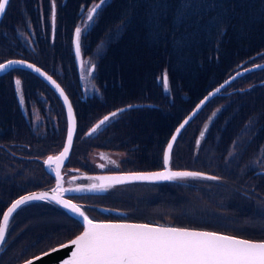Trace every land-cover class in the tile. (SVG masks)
I'll list each match as a JSON object with an SVG mask.
<instances>
[{
  "label": "trees",
  "instance_id": "1",
  "mask_svg": "<svg viewBox=\"0 0 264 264\" xmlns=\"http://www.w3.org/2000/svg\"><path fill=\"white\" fill-rule=\"evenodd\" d=\"M19 1L20 0H13L11 6H13V4L18 5ZM93 3L97 4L98 2H92V4ZM187 3L190 4L189 7L182 6V0H116L110 6L108 12H106V9L100 12L102 15L101 18L103 19V35L94 31L93 33H90L89 36L94 39L97 55L100 59H102L101 72L102 75L106 77L104 84L108 86L110 93L112 89V93L110 94L106 91L93 92V96L95 98L101 99V102L104 103L102 110L94 113L90 109L89 99H83L81 96V87L79 86L78 80V93H75V87L73 85H69L66 82L64 84V81L61 82L68 93L72 96L77 116L81 121H86L89 123V125L92 122L95 123L99 120V118L108 113L110 108L122 104V102L118 103V101H120L122 98V94L118 92L119 88L117 81L119 82L120 78L123 77L126 87L131 90H141L137 97L138 103L131 104L132 106L138 104L142 106L143 104L140 103L143 102L142 99H145V103L153 102L156 106H158L161 103L163 93L159 90H154L153 94L147 93L145 95L143 93L142 89H144V83L146 79L145 77L147 76L144 71H148L155 64V62H160L162 60L163 57H161V52H159L161 49H159V51L156 50L159 48V46L164 48L166 38H168L172 43L174 69L177 73L182 74L183 77L182 83H180L178 75L174 73L173 79L175 82L172 90L174 93L185 91V101L189 102L191 105H194L208 90L215 87L220 80H224L231 73H233L240 64L245 62L248 63L260 58H263L264 60V0H187ZM64 22H66L65 27L67 29L74 27L75 19L73 9H70L65 15ZM7 24L11 28L16 26L13 21L8 22ZM119 26L124 28V31L114 37L111 41L108 36L115 28ZM151 29L161 34V37L157 40L159 43L154 45V47L153 44H150L146 50L140 49L139 45L135 44L133 40L141 37L142 33H145ZM131 49L135 50V52H133ZM55 50L59 56H64L65 40L62 35L56 36ZM173 50H176L177 54H173ZM10 59L21 58L12 57L5 59L0 63ZM183 63L185 64V67ZM176 66L181 68H177ZM223 74L227 75L223 76ZM62 75L69 77L67 74ZM83 76V80H80L83 87H87L84 86V81L86 80H90V83L92 84L88 74H84ZM134 76L138 77L134 78ZM258 77L259 78L255 82H259L260 80L264 79V72H260ZM211 81H213V83L208 88H205V86ZM255 88L258 90V87ZM33 91L34 88L31 87V84H28V87L26 88V94H29ZM248 91L251 93L250 90ZM132 95L133 97H136L137 93L132 92ZM251 95L256 100V102H253V104H257L258 107L256 114L259 117L261 115V117L264 119V99H257L252 93ZM95 98H92L91 101L94 102ZM180 100L181 99L179 98H173L172 112L176 115L180 112L183 114V111L180 107L185 106V103L179 102ZM128 103L134 102H126L124 105H121L118 108L120 109L124 107L126 109L129 107V105H126ZM12 105L14 106V96L10 92H7V94H5V92L2 93L0 95V159L4 158L3 153L6 152L5 139L10 135V132L14 127V123L7 115V113L13 110ZM211 105L214 104L211 103ZM239 109L240 105L235 104L233 111L238 112ZM133 110L137 109L134 108ZM205 116L208 117L207 115ZM220 117L221 115H219L218 118ZM163 118L166 119V117ZM229 118V116L228 118L223 116L221 117V129H227L233 126V121ZM204 121L205 120H202V123L198 127V136L200 135ZM165 122L166 121L161 123L159 122L152 129L155 135H152V142L151 144H148V147L144 151L140 150L139 144H142L143 137H148L147 135L152 131L146 132V135L143 133V131L139 133V124L136 118L128 122L127 127H124L126 140L131 139V146H139V149L137 147L133 151L130 150L131 158L129 160V165L133 167L132 170H144L148 169V167H152L151 169H154L156 167L159 168L162 166L163 151L166 141L169 137V135H166L167 133L163 134L164 130L160 128L161 126H165ZM237 123L238 122L235 121L234 126H236ZM171 126L172 128L175 127L174 119ZM82 128L83 130L86 129L84 127ZM211 129L212 128H209L206 134L211 135V133H209ZM219 138H221L223 145L220 143L218 144ZM224 139L237 140L238 137L234 132H232L230 138L219 137L215 134H212L205 140L211 148L212 162L214 165L221 166L216 168L222 176L226 177L223 183H218L216 186L214 185L209 187H201L199 185L191 184L190 189L193 191L186 194L183 192V190L176 189L174 185L185 184L183 183V180L141 184L151 185L152 187L155 186L156 193L148 195L143 201L140 200V204L144 203L142 205H145L148 207V209H152L155 208L159 203L165 201L170 207L176 208V205L185 202L192 209L190 212L183 208L180 212H153L155 219L173 222V224H181V222L177 223V221L174 220V217L177 213H183L184 216L187 214L186 221L182 222L184 225H196L204 228L218 229L216 227L210 226L214 222L210 223L205 220H199L198 218L202 215L203 217H208L210 220H216L213 218V216H217L216 211L221 213L222 216H225L226 212H222V210L231 209L227 206L225 199L222 197V195L225 193L222 188H220L226 184L225 187H228L229 195L230 189L232 191L230 200L234 204L232 207L234 212L243 211L246 213L241 215H254L257 218L264 220V178L259 181L262 192H258L253 185L248 187V185L243 184L242 186V184L233 181L235 177L241 175V172L237 168L222 166L224 162L223 155L225 153L221 152L220 146L229 148L227 144L225 145ZM79 144L80 143H78V145ZM216 145L217 148L214 149V146ZM188 148L191 149V153L200 152V154L204 155V151L198 149L195 145H191ZM153 150L154 152H152ZM43 151L44 150L27 151V155L35 157V160L31 157H23L21 161L26 163L35 161L33 166L35 171L40 175L43 174V176L50 177V173L45 169L43 164V158H45L47 155L46 154L43 156ZM187 154L188 157L184 161L188 163L192 160V155L190 156L188 152ZM149 155L154 156L153 161L147 159ZM126 156L128 158L127 154ZM236 158L231 161L234 162ZM173 162L180 166L183 163L180 160L176 161L175 155ZM26 167L30 166L27 165ZM80 167L83 168L81 165ZM244 170L245 174L249 172L248 169ZM260 170L261 168H257L254 170V172H250L256 174L257 171ZM1 172H3V170ZM228 172H230L229 176L227 175ZM0 175H2L5 180L11 179V176L7 177L5 173H0ZM228 178L231 179L230 182ZM250 183L251 181L249 183L247 182V184ZM51 184L52 181L41 187H31L32 185L29 183L27 185L30 187L29 189L21 192L17 196V193L13 192L14 195L10 197L12 189L1 183L0 197L2 198H0V200H7V204H9L16 197L24 193L46 188ZM169 185H172V189H166V187ZM129 189L130 188L128 187L112 188L107 194L129 195L127 192ZM133 192L137 191L134 189ZM196 192H202V195L199 197L197 196ZM193 201L199 202L196 204V207L192 206ZM31 205L43 207L42 210L47 211L46 213L37 214L38 216H43L40 218L42 224L49 223L50 219L53 218H55L54 222L57 224L59 220L62 223H68L72 219L61 208L55 207L51 203H29L22 206L14 214L13 219L16 221L19 220V222L16 223L13 230L10 232L11 239L4 247L5 254L2 260H0V264L4 261H7L5 264H14L18 260L26 258L28 256L26 253L23 255V257H19V253H23L26 249L32 247L37 240L39 243H41V239H44L45 236L49 235L47 231L53 226H56L49 224L48 226L42 228H32L30 223H32L33 218H30L28 213L24 216L26 213L24 211L27 207H34ZM17 228L19 229L18 233L12 235ZM69 228H72V226H69ZM222 231L230 232L227 230ZM232 231L242 235H255L258 237H264V227L260 230L254 231ZM14 251L17 255V258L10 260L14 254Z\"/></svg>",
  "mask_w": 264,
  "mask_h": 264
},
{
  "label": "flooded vegetation",
  "instance_id": "2",
  "mask_svg": "<svg viewBox=\"0 0 264 264\" xmlns=\"http://www.w3.org/2000/svg\"><path fill=\"white\" fill-rule=\"evenodd\" d=\"M96 1L98 2L97 4H100V0H81V2L84 3L86 11L89 8H93L96 4H92V2ZM115 1L116 0H107L105 3H102L99 8L96 9L94 25L84 31L83 34L81 33L80 55L77 56L75 37V31L77 29L76 19L74 17L75 25L70 29H67L65 27L66 22H64L65 15L71 9L68 6V0H20L18 5L13 4V6H11L13 0H10V4L6 8L5 14H3L2 18L0 19V62L8 58L19 57L21 58V60L29 62L44 70L47 74L52 76L53 79L56 80L65 90L72 102L73 107L74 104L72 96L68 93L61 82L64 81V84L66 82L69 85H73L75 87V93H78V80L79 86L81 87L80 93L82 98L89 99L90 109L92 110V112H99L100 110H102V106L104 103L101 102V99L95 98L93 96V92L106 91L110 93V91L108 86L104 84V80L106 77H104L101 72L102 59L98 57L97 50L94 45V39L91 38L89 34L96 31L98 34L103 35V19L101 18L102 15L100 14V12L104 11L105 9L106 12H108L110 6ZM53 4H55V25H53L51 20ZM10 21H13L16 24L14 28L8 26L7 23ZM123 31L124 28L119 26L111 32L108 38L112 41L114 37H116ZM57 35H62L65 40L64 56H59V54L55 50ZM159 49L161 50L159 51ZM156 51L161 52L160 55L164 59L162 58L160 62H155V64L148 71H144L147 76L145 77V86L142 91L145 95L147 93L153 94L154 90L161 91L163 93V97L161 99V103L158 106H156L153 102L145 103V99H142L143 102H140L141 104H143L142 106L139 104L132 106L131 104L138 103L137 97L141 90H131L126 87L123 77L120 78L119 82L117 81L119 88L118 92L122 94V98L120 101H118V103L122 102V104L110 108L109 112L99 118L97 122H92L89 125L88 122L81 121L78 118L74 107L77 118V129L70 157L65 163L68 168L67 171L64 170L66 178L78 173L75 168H84L86 169V171H89L92 174L127 172L132 170L133 167L131 165H125V167L120 170L108 169L107 167L104 170L95 171L94 164H98L100 166L108 165L110 161L117 160L115 153H119V151H124L126 152V154H128L130 153V150L133 151L137 147L139 149V146L140 150L144 151L148 147V144H151L152 135H155L152 129L159 122L161 123L166 121L164 124L165 126H161L160 128L164 130L163 134L167 133L166 135H169L166 144L168 143L182 116V112L177 115L172 112L173 98L186 100V97L182 91L174 93L172 90L175 82L173 79L174 73L178 75L180 83H182L183 80L182 74L177 73L173 66L172 43L168 38H166L164 48H162V46H159ZM10 71L12 72L4 75ZM62 74H67L69 77L63 76ZM84 74H88L92 82V84L87 87H83L80 82V80H83ZM258 74L259 71H252L244 74L241 79L243 83L248 82L244 84V86L255 83V81L259 78ZM0 76V95L4 92L5 94H7V92H10L14 96V106L12 105L13 110L7 113L10 120L14 123V127L10 132V135L5 139L6 152L3 153L4 158L0 159V173H5L7 177L11 176L10 180H5L4 177L0 175V184L3 183L5 186L12 189V193L10 195V197H12L14 195L13 192H16L17 196L21 192L29 189L30 187L27 186L29 183H31V187H41L50 183L51 181L52 184L54 183L55 178L51 173V176L49 177L43 176V174L40 175L35 171L33 167L35 161L26 163L21 161V159L23 157H31L35 160V157L29 156L26 153L27 151L33 150H44L43 156L46 154L49 155L58 153L62 149L65 142L67 118L63 102L57 92L46 80L32 71V69H29L27 67H15L7 72L1 73ZM165 76L167 77V89H165L163 83V78ZM135 77L138 76H134V78ZM16 80L21 81L20 88L23 91L24 97H26L28 101L26 102L28 109H25L24 105L22 104V98L20 99V97H17L16 95ZM28 84H31V87L34 88V91L26 94V88L28 87ZM247 90H250L252 94L254 93L257 99H264L259 93H256L257 89L255 88V86ZM132 92L137 93L136 97H133ZM232 92L234 91L228 90L224 95L229 96ZM92 98H95L94 102L91 101ZM129 101L134 102L126 104L131 107L127 108L128 110L123 107L120 109H125V111H119L120 109L118 107L124 105ZM134 108L137 110H134L135 113H131L130 111H132ZM155 108L158 109L154 110ZM20 109L23 112L29 114L28 119L24 118L23 113ZM114 112L117 113V115L115 117H111L110 114ZM161 113L164 116H161ZM105 116H109L110 120L93 133L91 130ZM163 117H166V119H164ZM221 117L216 120V124L209 131V133H211V135L215 134L219 137L230 138L232 132H234L238 137L237 140L224 139L225 145L227 144L229 148L220 146L221 152L225 153L223 155L224 162L222 166L237 168L240 170L241 175L245 174L244 169H248L249 172H254L255 169L261 168V170L257 171L256 174L254 173V175L264 176V153L256 158L250 155L247 152V148L243 141V138L236 131V126H234L236 120L234 119V117L231 118V120L233 121V126L227 129H221ZM229 117H231V115H229ZM135 118L139 124V133L144 131L146 135V132L152 131L147 135L148 137H143L142 144H139V146L136 147L131 146V139L126 140V136L124 133V127H127L128 122L134 120ZM173 119L175 122L174 128H172L171 126V124H173ZM202 120L203 118L200 120V122H202ZM82 127L86 129L83 130ZM198 127L199 126H197L195 130H193L195 128L194 125L186 129L185 131H181V134H183L193 130L191 135L180 134L178 136L176 145L178 140L180 143L179 145L175 146L173 155L175 154L176 161L180 160L183 163L180 166L173 162V158L172 165H175L174 167L178 168L193 169L194 171L207 176H215L214 174H208L205 172L209 171L214 173L211 167H221L218 165H214V163L212 162L211 148L205 141L206 138L210 137L211 135H208L202 141L201 147L199 148L204 151V155L198 152V159L197 157H191L192 160L188 163L184 161L188 157L187 152L191 156V149H189L188 147L191 145H195V140L201 141V136H198ZM261 138L264 141V132ZM78 143L80 144L78 145ZM219 143L223 145L221 138H219L218 144ZM217 145L214 146V149L217 148ZM94 149L110 150L111 153L101 155L99 156V159H93L92 157H90V153ZM46 156L45 158H43L44 166H47L46 162L48 158H46ZM130 158L131 156L128 155V158L126 156V162H128ZM234 158H236V160L232 162L231 160H233ZM148 160L153 161L154 156L149 155ZM27 165H29L30 167H26ZM80 165L83 166V168L80 167ZM51 168L55 169V164H52ZM151 168L152 167H148V169L144 170H149ZM157 168L158 167L154 169ZM2 170L3 172H1ZM229 173L230 172L227 173L228 176ZM228 179L230 182L231 179ZM183 183L185 184L174 185L176 189H181L186 194L193 191L192 189H190L191 184L199 185L201 187H209L217 185L218 183H223V181L219 179L208 180L188 178L183 180ZM134 189L137 191L136 194H134L133 192ZM166 189H172V185L167 186ZM127 192L129 193V195L107 193L96 196L85 195L81 196L86 197L85 199L77 198V200L79 202H83L86 205V210L98 219H122L114 214L109 215L112 213H106L100 208H109L123 211V214L126 216L125 218L127 220L155 219L154 213L148 211L146 209V206L142 205L144 203L140 204V200L143 201L148 195L156 193L155 186L152 187L151 185H139L127 190ZM104 200H112L115 201L116 204L105 205ZM32 206L34 207H27L28 209H25L24 212L26 213L24 214V216L28 213L30 215V218H33L32 222L37 219L36 223H30V226L32 228H42L43 225L40 218H42L43 216H38L37 214L46 213L47 211L42 210L43 207H39L36 205ZM142 208L145 210H143ZM174 218L173 219L177 222H183L186 221L187 214L184 216L183 213H177ZM17 222H19V220L15 222V225ZM72 228L75 229V227ZM79 228L80 226H78V228L76 227L74 233L77 232Z\"/></svg>",
  "mask_w": 264,
  "mask_h": 264
},
{
  "label": "snow or ice",
  "instance_id": "3",
  "mask_svg": "<svg viewBox=\"0 0 264 264\" xmlns=\"http://www.w3.org/2000/svg\"><path fill=\"white\" fill-rule=\"evenodd\" d=\"M102 3H104V0H100V4H96L90 10L89 21L93 19L96 9ZM9 4L10 0H0V15L5 14ZM182 6L189 7L190 4L187 3V0H182ZM51 20L55 25V4H53ZM80 36L81 29L77 28L75 31L77 56L80 55ZM17 65L33 69L40 75H44L39 68H34L32 64H25L19 60L0 63V73L7 72L9 68H15ZM52 83L55 84V81H52ZM163 83L165 89H167L166 76L163 78ZM15 84L19 90L21 81L16 80ZM57 88H59V85H57ZM60 94L63 96V91ZM65 103H67V97H65ZM119 111L123 112L125 109ZM68 115L70 120L67 132L68 146L64 148L60 155L56 157L49 156L47 160L49 166L55 164L54 171L57 186L53 189V194L49 195L46 192L32 193L24 195L12 203L4 212L2 221H0V245L5 242L9 220L17 209L31 201H48L55 202L77 218H81L80 223L83 226L82 233L68 244L53 247L42 254L43 256H50L61 248L71 247L70 256L62 259L60 264H264V242H252L214 232L176 227L132 223H95L70 199H64L62 193L64 191L92 192L104 190L106 182L110 186L129 181H181L188 178L217 180L219 178L194 171L168 170L167 165L173 146L172 143H169L168 150L164 155L166 166L164 171L134 174L127 177H98L97 179L101 181L99 185L93 184L87 189H64L61 185L60 167L70 150L74 133L70 104L68 105ZM110 115L115 117L117 113L114 112ZM109 120L110 117L105 116L91 131L96 132ZM172 139L174 141L176 137L174 136ZM40 258L35 257L33 260L26 261V264H34V260Z\"/></svg>",
  "mask_w": 264,
  "mask_h": 264
},
{
  "label": "rangeland",
  "instance_id": "4",
  "mask_svg": "<svg viewBox=\"0 0 264 264\" xmlns=\"http://www.w3.org/2000/svg\"><path fill=\"white\" fill-rule=\"evenodd\" d=\"M106 1L107 0H104V3ZM68 6L71 9H73V14H74V17L76 19V28H80L82 34L84 33V31H86L88 28H90V27H92L94 25L96 12L93 15V19L91 21L87 20V17L90 14V10L92 8H89L86 11L84 3H82L81 0H68ZM133 37H134V35H133ZM160 37H161V34H159L157 31H153L151 29V30H148L145 33H142L141 37H139V38H137L136 40H133V41H134L135 44L139 45L140 49L146 50V48L149 47L150 44H153V47H154V45H157L159 43V42H157V40ZM132 51L135 52V50H132ZM173 54H177V51L173 50ZM136 67H138V66H136ZM184 67H185V64H184ZM177 68H181V67H177ZM11 69H13V68H10L9 70H11ZM11 72L12 71H10V72H8V73H6L4 75H7V74H9ZM225 75H227V74H223V76H225ZM241 77H237L236 79H234L233 82L229 83L224 89H222L220 91L219 95H217V96H215L213 98L216 101V102H214L215 108L211 112H209L210 118L207 119V121H206V123H205V125L203 127V130L201 132V135H203V133L209 127L210 128L214 127V125L216 124L215 118L218 116V114H220L223 117H227V118H228L229 115H231V117L229 119L234 117V119L238 122L237 125H236V131L243 138V141H244V143L246 145V148H247V152L250 155H252L253 157L256 158V157H259L262 153H264V141L261 138V136H262V134L264 132V119L261 117V115L259 117L256 114L257 110H258L257 104H253V102H256V100L251 95V93L247 90V88L244 86V84H246L248 82H244L243 83ZM212 83H213V81H211L208 85H206L205 88H208ZM90 84H91L90 80L84 81V86H89ZM15 89H16V95L18 97H20V99L22 98V104L24 105L25 109H28V107L26 105V102H28V101H27L26 97H24L22 89L19 88V90H18L17 86L15 87ZM228 90L229 91L233 90L234 92H232L229 96H225L224 94ZM182 92L185 93V91H182ZM256 93H259L264 98V85L258 86V90H257ZM179 102H184L185 106H181L180 107L182 109V111H183V114H182V116H181V118L179 120L178 125L181 124L188 117L190 112H192L193 109H194V107H193L194 105H191L189 102H187L185 100H180ZM235 104H239L240 105V111L238 113L236 111H233V107H234ZM127 108H130V107H127ZM156 109H158V108H155L154 110H156ZM209 110H210V107L209 108H204L203 110L199 111L192 119L187 121V123L184 126L183 131H185L186 129H188V128L194 126V125H195V128L193 130H195L197 128V126H199L202 123V122H200V120L202 119V116L207 115ZM21 112L23 113V116H24L25 119L29 118V114L28 113H25L22 110H21ZM130 112L131 113H135L134 110H132ZM160 115H163V114L161 113ZM193 130H191V131H189L187 133H183V134H190L191 135ZM143 133L145 134L144 131H143ZM183 134H181V135H183ZM207 136H208V134H205L202 137V140H204ZM179 143L180 142L178 140L177 141V145H179ZM201 143L202 142L198 141V140L194 141V144H195V146L197 148L201 147ZM153 152H154V150H153ZM108 153H111L110 150H100V149L97 150V149H94L90 153V157H92L93 159H99V156L105 155V154H108ZM127 155L130 156V153H128ZM115 156L117 157L116 158L117 160L110 161V163L108 165H101L100 166L98 164H94L95 171H101V170L106 169L107 167H108V169L120 170V169H123L125 167V165H129V161L126 162L127 161L126 152L119 151V153H115ZM197 156H198V153H193L192 154L193 158H195ZM198 157H197V159H198ZM67 169H68L67 166L64 164V166L61 168V171H62L63 175H64L63 171L64 170L67 171ZM211 169L213 170L214 174L218 176L219 180L225 181L226 177L222 176L219 173V171L217 170L216 167H211ZM72 180L75 183V187L73 189H75V188H85V189H87L88 187L93 185L94 184L93 182L95 181V179L91 176V173L89 171H86V169H84V168H83V171L81 172V174L77 175V176H74L72 178ZM233 181H235L237 183H241V184H246V185H248V187L253 185L258 192H262V190L260 189V185H259L260 178L254 177L253 176V172H247L246 176L245 175H241L240 178L235 177L233 179ZM250 181H251V183L247 184V182L249 183ZM213 182H215V181H213ZM129 183H132V184H129ZM136 183L142 184V182L133 181V182H126V183H121V184L110 185L109 188H119V187H123V186H125L127 184H129L130 187H135V186H138V185H136ZM225 186H226V184L220 187V188H222V190L225 193V194L222 195V197L225 199V202H226L227 206L229 208H231V209L222 210V212H226L225 216H222L221 213L216 211L217 216H213V218L216 219V220H210L208 217H203L202 215L199 216L198 219L199 220H205V221L210 222V223L214 222V223H212L210 225L211 227H216V228H218L220 230L230 231L228 233H231V234L234 233L232 230H235V231L260 230L263 227V225H264V220H262L260 218H257L254 215H250V216L241 215L243 213H246V212H243V211H237L238 212L237 213V212H234L232 210V207L234 206L233 202H231V200H230V196L232 195V191L230 189V195H229L228 187H225ZM62 187L65 188L64 180H63ZM109 188H107V189H109ZM107 189L103 190V191L101 190L102 191L101 193H94V192L85 191L84 194H77L79 196L78 199H85L86 197H81V196H85V195H90V196L103 195V194L106 193ZM70 193L73 194V192H70ZM196 194H197V196L200 197L202 195V192H196ZM166 203L167 202L163 201V202L159 203L155 208L148 209V207H146V209L148 211L152 212V213L153 212H155V213H165V212H168V211L169 212H171V211L172 212H178V211L180 212L182 208L186 209L188 212H190L192 210L188 206V204L185 203V202H182L181 204L176 205L177 209L175 207H170ZM197 203H199V202L198 201H193L192 206L196 207ZM104 204L105 205H114V204H116V202L112 201V200H104ZM8 206H9V204H7V200H0V221H2V216H3L4 212L6 211V209L8 208ZM106 210L108 212L113 213V214H118L116 216L119 217V218L126 219L125 218L126 216L121 211L117 212L114 209L111 210L109 208L106 209ZM113 214H109V215H113ZM36 220H34L32 222V224L36 223ZM54 221H55V218L50 219V222L47 223V224H42L43 227H46L49 224L56 225V226H53L50 229L51 231L50 230L47 231L49 233V235L45 236L44 239H41V241H42L41 243H39V241L37 240L33 244L32 247H30L29 249H26L23 253L20 252L19 253V257H23V255L25 253H26V255H28V257H30L32 255H35V254L41 252V251L43 252L48 247H51L52 245H55V244L65 240V239L71 237V235L74 233V229L73 228H69V226H72V227L81 226V223H80V221L77 218H72L70 220V222H68V223H62L59 220V222L57 224ZM18 231H19V229L17 228L13 232L12 235L18 233ZM254 238H259V237H254ZM10 239H11L10 235L8 237H6L5 242L2 244V246L0 248V255L4 254V251H5L4 247H5V245L7 244V242ZM16 258H17V255H16V253L14 251V254L10 258V260L11 259H16ZM6 262L7 261L1 262V264H5ZM10 263H11V261H10Z\"/></svg>",
  "mask_w": 264,
  "mask_h": 264
},
{
  "label": "water",
  "instance_id": "5",
  "mask_svg": "<svg viewBox=\"0 0 264 264\" xmlns=\"http://www.w3.org/2000/svg\"><path fill=\"white\" fill-rule=\"evenodd\" d=\"M3 15H0V19ZM9 61H14V60H9ZM19 61H23V60H19ZM8 62V61H7ZM6 62V63H7ZM25 64H31L29 62H26V61H23ZM33 65V64H32ZM34 68H39L35 65H33ZM16 67H23V66H20V65H17ZM10 69V68H9ZM8 69V70H9ZM40 69V68H39ZM42 73H44V75H40L39 73L35 72L33 69L32 71H34L35 73H37L39 76H41L44 80H46L53 88L54 90L57 92V94L59 95V97L61 98L62 102H63V105L65 107V111H66V115H67V132H68V128H69V125H70V120H69V115H68V105L70 104L71 107H72V125L74 127V133H73V139H72V145L70 147V150L66 156V158L62 161L61 163V167H60V175H61V185L63 184V175H62V171H61V168L64 166V164L67 162V160L69 159V156L71 154V151H72V148H73V144H74V139H75V135H76V129H77V118H76V113H75V110H74V107L72 105V102L69 98V96L67 95V93L65 92V90L60 86V84L53 79L52 76H50L49 74H47L44 70L40 69ZM234 76L230 77L229 79H227V81H230L232 78H234ZM50 78V79H48ZM52 81H55V84L52 83ZM57 85H59V88H57ZM223 88V86H218L217 88H215L214 90H212L211 92H209L196 106L195 108L193 109L192 112H190V114L188 115V117L181 123L177 126L176 130L174 131L172 137L170 138L169 142L167 143L166 145V148H165V151H164V155H165V152L168 150V144L169 143H172V149H171V152H170V160H169V163L167 165V168L168 170H171V171H189V170H180V169H174L172 168L171 166V161H172V153H173V149H174V146H175V143H176V140L179 136V134L181 133V131L184 129V126H185V121H189L190 119H192L203 107L204 105L213 97V96H216L217 94H219V91ZM63 91L64 95L62 96L60 94V92ZM65 97H67V103H65ZM181 125H183V127H181ZM179 130V131H178ZM176 137V139L173 141V137ZM68 146L67 145V134H66V138H65V142H64V146L63 148L61 149V151L57 154V155H50L52 157H56L58 155H60L64 148ZM48 160V159H47ZM47 163V162H46ZM163 164H164V157H163ZM47 167L48 168H51V166L48 165L47 163ZM165 164H164V167L162 169H159V170H148V171H129V172H114V173H99V174H92V177L95 179V181L93 182L94 184L96 185H99L101 183V181L99 179H97L98 177H127V176H130V175H134V174H149V173H155V172H160V171H164L165 170ZM53 175L55 176V171L53 170ZM56 178V176H55ZM129 182H133V181H129ZM137 182H150V183H156V182H163V181H137ZM65 185V188L64 189H73L75 187V183L73 181H71L70 183L69 182H65L64 183ZM112 185H115V184H112ZM57 186V181H55V184L50 187V188H47V189H39V190H34V191H30V192H27V193H24L22 195H20L19 197H17L16 199H14L10 205L8 206V208L12 205V203H14L17 199L21 198L22 196L24 195H28V194H32V193H42V192H46L48 193L49 195H52L53 194V189H55ZM70 186H74V187H71V188H68ZM107 188H109L107 182H106V186H105V189L106 190ZM103 191V190H102ZM101 190H98V191H92L94 193H101L102 192ZM85 192H73L70 193V191H64L62 193V196L64 199H70L72 203L76 204L78 207L81 208L82 211H84L81 207L80 204H78L76 201H74L73 199L67 197L68 195H74V194H84ZM32 202V201H31ZM48 202V201H47ZM50 203H53L57 206H59L60 208H62L63 210H65L66 212H68L66 209H64L62 206L56 204L55 202H50ZM7 208V209H8ZM6 209V211H7ZM5 211V212H6ZM70 215L74 216V214H71L70 212H68ZM86 215V214H85ZM75 218H77L76 216H74ZM90 218V217H89ZM79 221L81 218H77ZM91 219V218H90ZM93 221L95 223H132V224H149L151 226H163V227H176V228H184V229H188V230H195V231H207V232H214V233H217V234H221V235H228V236H232L234 238H237V239H243V240H248V241H252V242H264V240H254V239H249L247 237H243V236H238V235H232V234H228V233H225V232H220V231H215V230H208V229H201V228H194V227H181V226H174V225H164V224H158V223H154V222H138V221H100V220H94ZM83 229L77 234L75 235L74 237H72L71 239L61 243V244H58L54 247H58L62 244H68L72 239H74L76 236L80 235L82 233ZM7 234V233H6ZM2 245H0V248H1ZM53 248V247H52ZM51 249V248H50ZM50 249L44 251V252H41L35 256H32L30 258H28L27 260L19 263V264H26V261L28 260H33V258L35 257H41L40 259H36L34 260V264H60V261L62 259H66L70 256V253L72 251V248L71 247H68V248H61L58 252H55V253H52L50 256H43L42 254L45 253V252H48Z\"/></svg>",
  "mask_w": 264,
  "mask_h": 264
},
{
  "label": "bare ground",
  "instance_id": "6",
  "mask_svg": "<svg viewBox=\"0 0 264 264\" xmlns=\"http://www.w3.org/2000/svg\"><path fill=\"white\" fill-rule=\"evenodd\" d=\"M10 60H21V59H10ZM7 61H9V60H7ZM7 61H5V62H3V63H6ZM234 79H235V78H232V79L230 80V83L233 82Z\"/></svg>",
  "mask_w": 264,
  "mask_h": 264
}]
</instances>
